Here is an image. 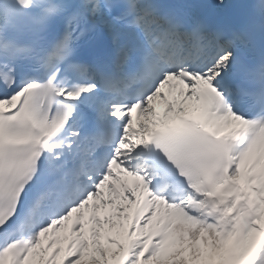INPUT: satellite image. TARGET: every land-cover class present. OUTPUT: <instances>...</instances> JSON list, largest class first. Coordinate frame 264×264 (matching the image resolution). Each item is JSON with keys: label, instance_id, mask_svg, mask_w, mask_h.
<instances>
[{"label": "snow or ice", "instance_id": "obj_1", "mask_svg": "<svg viewBox=\"0 0 264 264\" xmlns=\"http://www.w3.org/2000/svg\"><path fill=\"white\" fill-rule=\"evenodd\" d=\"M234 7L0 0V264H264V0Z\"/></svg>", "mask_w": 264, "mask_h": 264}, {"label": "bare ground", "instance_id": "obj_2", "mask_svg": "<svg viewBox=\"0 0 264 264\" xmlns=\"http://www.w3.org/2000/svg\"><path fill=\"white\" fill-rule=\"evenodd\" d=\"M130 208H131V206L126 210V213H129L130 212ZM66 242V241H65ZM64 242V243H65Z\"/></svg>", "mask_w": 264, "mask_h": 264}]
</instances>
